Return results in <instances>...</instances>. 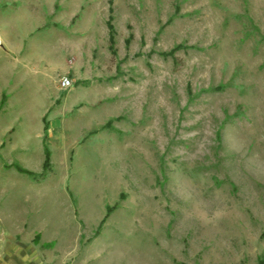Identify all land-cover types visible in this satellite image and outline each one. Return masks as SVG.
<instances>
[{"label":"rangeland","instance_id":"1","mask_svg":"<svg viewBox=\"0 0 264 264\" xmlns=\"http://www.w3.org/2000/svg\"><path fill=\"white\" fill-rule=\"evenodd\" d=\"M17 248L264 264V0H0V257Z\"/></svg>","mask_w":264,"mask_h":264},{"label":"crops","instance_id":"2","mask_svg":"<svg viewBox=\"0 0 264 264\" xmlns=\"http://www.w3.org/2000/svg\"><path fill=\"white\" fill-rule=\"evenodd\" d=\"M0 264H32V261L25 258L22 250L17 248L13 253H8L0 257Z\"/></svg>","mask_w":264,"mask_h":264},{"label":"built area","instance_id":"3","mask_svg":"<svg viewBox=\"0 0 264 264\" xmlns=\"http://www.w3.org/2000/svg\"><path fill=\"white\" fill-rule=\"evenodd\" d=\"M70 85H71V80H70L69 77H63V78L61 79V86H62L63 88H68Z\"/></svg>","mask_w":264,"mask_h":264},{"label":"trees","instance_id":"4","mask_svg":"<svg viewBox=\"0 0 264 264\" xmlns=\"http://www.w3.org/2000/svg\"><path fill=\"white\" fill-rule=\"evenodd\" d=\"M175 52V50H173V51H171V53H174ZM49 161V153L47 154V161H46V163ZM48 164V163H47ZM112 210V207H110L109 208V211L108 212H110Z\"/></svg>","mask_w":264,"mask_h":264}]
</instances>
